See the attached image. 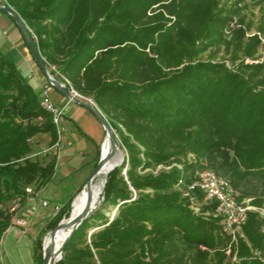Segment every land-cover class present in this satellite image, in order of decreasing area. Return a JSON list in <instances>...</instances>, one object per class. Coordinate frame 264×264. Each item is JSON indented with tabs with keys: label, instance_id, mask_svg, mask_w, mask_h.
<instances>
[{
	"label": "trees",
	"instance_id": "obj_1",
	"mask_svg": "<svg viewBox=\"0 0 264 264\" xmlns=\"http://www.w3.org/2000/svg\"><path fill=\"white\" fill-rule=\"evenodd\" d=\"M4 5L24 21L50 74L95 103L127 154L107 176L102 195L106 206L118 208L115 218L103 212L89 216L57 264H228L230 237L216 219L194 216L177 190L181 180L187 185L196 172L212 170L233 186L240 202L264 210V64L242 67L238 74L222 63H193L205 31L215 25L220 33L224 25L215 16L217 1L5 0ZM165 14L175 17L172 25ZM41 94L0 50V245L12 226L14 200L24 197L27 186L46 187L56 174V156L29 158L30 140L40 135H49L51 144L58 140ZM99 159L100 147L93 170ZM160 166L170 169L147 172ZM75 196L46 232L70 218ZM44 233L35 240V264H43ZM242 233L244 239L232 248L237 264H261L252 251L264 256V216L250 212Z\"/></svg>",
	"mask_w": 264,
	"mask_h": 264
},
{
	"label": "rangeland",
	"instance_id": "obj_2",
	"mask_svg": "<svg viewBox=\"0 0 264 264\" xmlns=\"http://www.w3.org/2000/svg\"><path fill=\"white\" fill-rule=\"evenodd\" d=\"M218 8L216 9L215 16L220 19H224V25L220 31V33L216 32V27H212L203 35L204 37L197 41L196 50L197 56L194 57L193 63L196 64L198 62L204 63H222L226 66V68L232 72L242 74V67L245 66H256L264 64V4H258L252 2L251 0H216ZM0 4L4 5V0H0ZM151 15V14H149ZM165 17L169 20L168 25H172L175 21V17L166 15ZM3 25L0 23V28L3 30L4 39H0V45L5 48L9 38L11 42L12 36L10 31L4 30ZM13 32L18 33V29L15 24L12 25ZM15 30V31H14ZM5 33V35H4ZM10 36V37H9ZM150 56V50L146 51ZM186 61V60H185ZM187 63V62H186ZM19 71L23 74L26 73L27 68L24 63L15 64ZM85 102L92 101L90 98H81ZM115 133V132H114ZM105 137V136H104ZM104 140V139H103ZM102 140V142H103ZM100 144V150L101 145ZM119 144V141H118ZM120 146V145H118ZM47 148V144L44 140H42L39 144L33 145V151L39 152L41 149ZM99 149V148H98ZM122 149V148H121ZM123 150V149H122ZM125 154V158L127 156L126 152L123 150ZM47 156L40 155L36 159L44 161ZM95 161H93L88 168L85 170L77 171L72 175V177L67 180L62 187H65L62 194L60 190H56L54 192V199L49 202L48 207H43L42 202L43 198L40 197V201L38 204L37 212L34 214L30 213L28 216V222L31 221L29 226H26L24 231L22 228L10 227L7 232L4 234L1 245H0V257L2 264H35L34 260V245L35 240L39 236L41 232H45L43 237V253L45 248V240L49 236L50 232H46L47 225L53 218L57 215L59 211L55 209L58 206L60 209L62 208L63 203L72 195H77L80 189H82L92 172L94 171ZM169 167L160 166L156 170H148L147 172H151L157 175L161 170H169ZM93 170V171H92ZM92 171V172H91ZM126 175V172L123 173ZM185 183V181H184ZM177 190L182 194V198L184 199L185 188L184 186H178ZM104 192V190H103ZM103 192L100 196L99 202L94 208L93 212L90 216L96 214L97 212H103L112 221L116 214L118 208L115 206H106L104 203V197H102ZM76 197V196H75ZM74 197V198H75ZM137 197V194L134 193L133 200ZM73 202V201H72ZM189 210L196 217L210 220L212 218V206L205 204L203 200L198 201L197 207H191L189 203H187ZM10 206V204H9ZM199 209V210H198ZM72 212V205H71ZM71 217V215H70ZM70 219V218H69ZM65 220V222L69 221ZM64 221V220H63ZM101 222V221H100ZM221 229V233L226 235L221 226H218ZM64 231V228L59 230ZM94 230H90L88 232L87 244H90V236ZM244 239V238H241ZM238 240L237 247L239 244ZM51 241L48 245V249L52 243ZM84 241V240H83ZM82 241V242H83ZM232 242V238H230V244ZM85 241L82 243L84 244ZM254 251H252L253 254ZM226 257L229 261L228 264L238 263L240 261L238 256V251L236 255V260L229 259L228 252L224 251Z\"/></svg>",
	"mask_w": 264,
	"mask_h": 264
},
{
	"label": "crops",
	"instance_id": "obj_3",
	"mask_svg": "<svg viewBox=\"0 0 264 264\" xmlns=\"http://www.w3.org/2000/svg\"><path fill=\"white\" fill-rule=\"evenodd\" d=\"M0 23L7 32L11 30L10 36H12L11 42L7 38L8 43L5 48L0 45V50L15 64L24 63L26 65L27 71L24 77L29 80L30 85L36 91L41 93L48 81L33 59L20 29L6 12L0 11ZM13 24L16 25L18 33L13 32ZM0 39L2 41L4 39L1 28ZM50 97L54 104L64 109V115L60 126L61 146L56 155V174L52 182L40 190V197L48 201L54 199V192L57 189L64 194L65 187H62V185L74 173L78 170L83 172L85 168L89 167L95 160L98 148L105 136L103 127L90 110L80 106L54 88L50 90ZM42 140L46 142L48 147L53 145L49 135H40L37 138V142ZM22 230L24 231L23 228Z\"/></svg>",
	"mask_w": 264,
	"mask_h": 264
},
{
	"label": "built area",
	"instance_id": "obj_4",
	"mask_svg": "<svg viewBox=\"0 0 264 264\" xmlns=\"http://www.w3.org/2000/svg\"><path fill=\"white\" fill-rule=\"evenodd\" d=\"M52 88L50 84L43 87L40 104L44 110L51 113L52 122L57 128L58 140L51 147H42L41 151L37 153L33 152L29 156L30 159H36L40 155L56 156L61 146L60 126L64 115V109L54 104L51 100L50 90ZM72 91L78 97L83 98L74 90ZM90 102L95 105L93 101ZM30 142L33 144L40 143L37 142V139L30 140ZM178 168L181 169L182 167L178 166ZM179 185L184 186L185 193L183 197L191 207H197L199 199L203 200L205 204L214 207L212 218L216 219L223 231L232 238V242L226 252L229 254V259L237 261V253L235 252V254L232 255V248L233 246L237 247L238 240L244 238L242 229L247 222L248 214L250 212H258L264 216V210L251 206L249 200L240 202L238 200V193L233 186L212 170L198 171L195 174V179L190 184L186 185L184 181L181 180L178 186ZM39 201L40 190L27 186L25 188L24 197L16 198L10 206L9 211L13 215L12 226L17 228L29 226L31 221L28 222L27 218L30 216V213L34 214L37 212ZM42 206L45 208L48 207V200H43ZM55 209L57 211L60 210L58 206H56ZM252 259H257L261 264H264V256L258 251L253 252Z\"/></svg>",
	"mask_w": 264,
	"mask_h": 264
},
{
	"label": "water",
	"instance_id": "obj_5",
	"mask_svg": "<svg viewBox=\"0 0 264 264\" xmlns=\"http://www.w3.org/2000/svg\"><path fill=\"white\" fill-rule=\"evenodd\" d=\"M0 11L6 12L15 21L16 25L18 26V28L20 29V31L22 33V36L25 40L26 45L29 48L30 53L32 54V56L36 60L40 69L42 70L44 76L46 77V79L48 81V84H50L55 90H57L61 94L71 98V100H73L74 102H76L80 106L90 110L95 115V117L98 119L101 126L103 127V130L105 132V137L109 138L110 144L114 148L116 146H118L119 144L117 141V136L115 135L113 129L110 127L106 118L99 111V109L94 104H92L91 102L83 101L81 99V97H78L77 95H75L73 93V91L71 89H69L64 83L57 81L50 74V72H49V70L45 64L44 59L40 55L38 48L35 46L32 38L29 34L28 27L26 26L24 21L19 17V15L13 9H11L8 6H1L0 5ZM114 156H115L114 152L111 153L110 155H104L103 151H102V145H101L100 159H99L98 165L95 168V170L92 172V174L89 177L86 185L82 189H80V191L78 192L76 197L73 199V202L78 197V195L80 193H82V191L85 188L89 187L92 180L100 173L101 169L114 158ZM124 160H125V158H124ZM118 167H120V165L117 163L112 165L110 173H112ZM73 202H72V205H73ZM92 206H93V201H92V196H91L89 199L88 206L86 207V209L83 211V213L79 217H77L76 219L70 220L69 224H67V225L64 224L65 220L62 221L54 230H52L49 233L52 240H54L56 237V234L58 233L59 230L66 228V227H72L71 232L69 233L68 237L65 239L62 248L60 249V251L57 254L54 253L53 247H50L49 249H46V247L44 248L43 264H57L62 259L63 253H64V248H65L66 244L71 239L74 232L79 228V226L90 216V214L92 213L91 212Z\"/></svg>",
	"mask_w": 264,
	"mask_h": 264
},
{
	"label": "bare ground",
	"instance_id": "obj_6",
	"mask_svg": "<svg viewBox=\"0 0 264 264\" xmlns=\"http://www.w3.org/2000/svg\"><path fill=\"white\" fill-rule=\"evenodd\" d=\"M107 140V141H106ZM102 151L104 155H110L111 153H115L114 158L108 162L100 171V173L92 180L89 187L85 188L82 193L78 195V197L74 200L72 205V212L69 221L64 222L65 225L69 224L70 220L76 219L79 217L83 211L86 209L89 203V199L92 196L93 206L92 211L96 207L99 202L100 196L104 190L106 184V178L110 174L111 167L114 164H119L120 166L124 162L125 154L120 146H116L115 148L110 144L109 138L104 137L102 142ZM91 211V212H92ZM65 232L58 231L55 239L52 241L50 247H53L54 253L57 254L63 246L65 239L68 237L69 233L72 230V227L64 228ZM51 241L50 235L46 238L45 247L48 249V245ZM49 247V248H50Z\"/></svg>",
	"mask_w": 264,
	"mask_h": 264
}]
</instances>
